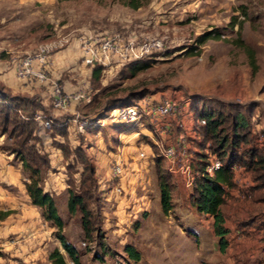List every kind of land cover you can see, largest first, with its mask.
Returning a JSON list of instances; mask_svg holds the SVG:
<instances>
[{"label": "rangeland", "instance_id": "374dc122", "mask_svg": "<svg viewBox=\"0 0 264 264\" xmlns=\"http://www.w3.org/2000/svg\"><path fill=\"white\" fill-rule=\"evenodd\" d=\"M210 30H216L220 38L199 44L197 38ZM113 34L137 43L157 38L162 47L139 59L149 60L151 65L135 76L129 75V62L111 63L101 66L99 81L93 83L90 67L83 64L81 41ZM50 42L56 45L47 53L48 79L87 96L66 110L52 107L49 83L24 81L16 75L21 59ZM1 70L10 75L6 83L0 79L9 95L31 98L41 107L11 108L10 124L3 123L0 111V212H8V220H0V264H51L48 255L54 249L73 264L56 237L57 229L43 218L41 208L31 204L25 189L29 171L12 153L28 128L30 136L21 150L39 166V185L52 196L63 222L60 233L76 248L80 264H233L232 258L234 264H250L253 254L245 253L243 242L255 240L264 247L263 179L254 181L252 171L244 170L247 151L256 150L264 158V0H146L136 10L118 0H0ZM142 97L190 100L197 114L201 106L220 109L223 115L234 112L225 104L243 107L249 140L240 143L233 163L235 195L227 194L221 209L240 242L231 238L225 251L216 249L212 223L202 213L185 209L191 188L181 185L177 189L171 179L174 204L172 211L164 214L154 160L149 163L146 156L143 168H121L117 176L111 166L95 168L96 188L87 201L94 214V231L90 240L84 237L80 214L67 209L68 190L79 191L83 170L73 151L80 147L95 165L94 156L100 154L97 140L101 144L109 139L112 149L121 150L125 143L116 137L119 130L109 123V111ZM36 113L50 120L49 128L33 119ZM187 115L192 117L185 114L183 123ZM19 121L30 124L21 135L19 128L13 127ZM224 126L229 136L228 120ZM126 129L128 133L138 131ZM200 133L190 144L194 171L203 160L199 158L204 151L199 148ZM129 144L160 157V147L146 134L140 133ZM203 146L212 154L210 143ZM41 158H48L49 165H42ZM223 159L226 161L227 154ZM120 177L124 185L116 189ZM130 193L133 196L128 198ZM182 208L180 217L176 216ZM136 221L138 228L134 227ZM127 245L139 251L138 262L124 251ZM256 262L259 260L252 264Z\"/></svg>", "mask_w": 264, "mask_h": 264}, {"label": "trees", "instance_id": "16d2710c", "mask_svg": "<svg viewBox=\"0 0 264 264\" xmlns=\"http://www.w3.org/2000/svg\"><path fill=\"white\" fill-rule=\"evenodd\" d=\"M123 6L130 9L136 10L140 8L146 0H118ZM219 33H216V30L206 31L201 36L197 38L199 44L204 43L208 39H219ZM252 62V61H251ZM151 65L149 60H136L129 62L127 64L129 75L131 77L135 76L138 72H141ZM101 66H92L90 67V81L97 82L99 81L100 75L102 73ZM6 91V92H5ZM9 88L0 84V111L3 113V123L10 124L11 117L10 111L12 109L18 110L23 107H31L33 109L40 108V103H35L31 98H20L18 96H11L7 92ZM6 101L10 103L7 104ZM220 105V104H219ZM225 107L233 109V114L228 112L223 115L222 110H216L211 107L201 106V110L196 113L194 106H191V111L195 119L206 121L205 125L198 126L196 128V137L198 136L199 131L201 130V139L199 143V148L202 151H205L206 143H210L209 149L212 154L200 152L199 158H202L200 167L198 171H203L205 165L209 162V157L215 155L217 158L225 161L224 155L227 154V159L219 170H217L213 176L202 175L194 179L191 185L190 193V205L199 213L207 214L213 219V231L215 236L218 237V247L220 251H224L227 241L225 236L228 233V228H226L224 215L221 212V206L226 201V196L228 190L233 188V171L231 166L236 161V154L239 148L240 143L247 142L250 135V127L247 118L244 116L241 109L243 107L236 106L234 104H225ZM12 108V109H11ZM248 111V109H247ZM1 113V112H0ZM228 120L230 135L225 134L224 123ZM29 122H16L13 124L14 128H19V135L25 132V129L29 126ZM130 125L119 124L116 126V129L119 132L127 130L126 128ZM132 128V127H131ZM30 128L26 134L22 135L21 140L19 141V146L12 148V153L16 154L17 157L21 160L23 168L29 171V182L25 184V189L27 195L31 201L32 205H35L42 209L43 218L52 223V226L57 229L56 237L60 241L64 252L69 257L70 261L73 264H80L78 253L76 248L66 241L64 236L60 233V230L63 227V222L59 217L54 200L52 196L43 190L38 182V174L40 173L39 166L34 164L33 161L26 159L24 152L21 150V147L24 146L25 142L30 136ZM5 129L3 128V131ZM197 139V138H196ZM194 141V140H193ZM210 141V142H209ZM29 153V152H28ZM74 157L77 160V163L82 165V176H81V186L78 192L68 190V200H67V209L71 214L79 213L81 228L86 239L92 238V232L94 231L93 217L94 214L88 206V199H91V191H94L96 188V180L94 177L95 174V165L91 160V157L88 156L80 147L76 148L73 151ZM247 168L244 170H251L253 173L254 181H260V185L264 183V158L261 154L255 151H247ZM42 162V165H49L48 158L39 159ZM206 160V161H205ZM163 161V160H162ZM161 159L158 155L154 156V165L157 174V187L159 193V203L160 209L164 214H168L173 209L172 202V183L170 182L171 174L161 170L160 166ZM254 166V168H250ZM259 185V186H260ZM256 187V186H255ZM258 187V186H257ZM8 212H0V220ZM140 223L136 221L134 227L138 228ZM124 251L127 255L132 258L133 261L138 262L140 260V253L132 245H127L124 248ZM48 259L51 264H68L62 253L58 249H54L49 255Z\"/></svg>", "mask_w": 264, "mask_h": 264}, {"label": "built area", "instance_id": "2783aa9c", "mask_svg": "<svg viewBox=\"0 0 264 264\" xmlns=\"http://www.w3.org/2000/svg\"><path fill=\"white\" fill-rule=\"evenodd\" d=\"M54 42L41 44L33 55L21 59L16 65V75L19 79L29 82L49 83L51 105L55 110H66L71 104L86 100L84 92H66L56 80H49L47 76V53L55 47ZM162 41L151 39L137 43L133 39L112 36H90L81 41L83 64L89 67H105L111 63H126L142 59L153 51L160 50ZM191 112L190 100L164 99L154 100L142 97L130 104L112 108L107 119L110 123L139 125L146 123L154 144L160 147V157L165 163L168 173L178 175L185 187H191L195 178L202 175L213 176L223 167L225 161L215 155L209 157V162L203 171H194L191 142L196 139V128L206 124L204 119L193 117L192 127L187 130L182 118ZM192 114V112H191ZM193 115V114H192ZM43 128L50 127V120L42 113H36L33 118ZM163 142L165 144L163 145ZM113 175L121 171L120 162H113ZM235 170V166H231ZM233 178V182H234ZM238 182V181H235Z\"/></svg>", "mask_w": 264, "mask_h": 264}, {"label": "crops", "instance_id": "0c3cea01", "mask_svg": "<svg viewBox=\"0 0 264 264\" xmlns=\"http://www.w3.org/2000/svg\"><path fill=\"white\" fill-rule=\"evenodd\" d=\"M3 76H4V78H2ZM9 76L10 75L8 73H6V72H3L2 73V70L0 71V79H4L5 83H6L7 79H9ZM1 81H3V80H1ZM63 88H64V90L66 92H73V90H74V89L70 88V86L67 85V84H65V83H64ZM187 117L188 118H186V120L184 122V126L185 127H188V128H191L192 127V124H193V118H192L193 115H192V117L191 116L189 117V115H187ZM111 124H114V123H111ZM144 124L145 123L139 124V125H130V126H128V127L136 128V129H138V131L129 132V133L126 132V131H121V132H117L116 133V137L119 136L120 143L121 142L122 143H125L124 144L125 146H123V148L121 150L120 149H117V150L116 149H112L113 148V145L110 144L109 139L107 141L102 140L103 142L101 144H99L100 140H97L96 146L98 147V150H100V154H99V156H94V158H95V168H103L104 166H105L104 168H106V166H107V168H109L110 166H112L113 162H118V161L120 162L122 168H143V166H141V164H142V160H144L143 158L145 156H146L145 158H148L149 159V161H150L149 163H151L154 160V153L151 150H148L149 151L148 152V151H146L144 149L143 150H140V147H138V145H131V144L126 145L128 142H131V141L133 143L135 141V139H137V137H138V135L140 133L146 134L149 137H151L150 131H149L148 127H147V124H146V126ZM117 125H119V124H114V127L117 126ZM123 132H125L127 134L125 137L123 136ZM102 151H103V153H102ZM2 165H3L2 162H0V168H2ZM171 181L173 182V184L176 186L177 189L180 188L181 185H184L183 182H182V179L178 175H175V176L171 175ZM123 185H124V182L122 180V177H120L117 180V182H116L115 188L116 189L117 188L119 189V186H123ZM139 194L140 193L136 194V196H138V198L140 199L141 198V195H139ZM228 194L235 195V191L233 190V188L230 189V190H228ZM127 196L129 198V197H132L133 194L130 193ZM115 200L116 201L118 200L120 204L123 202V199L120 201L119 199H116L115 198ZM227 200L228 199H226L225 203L227 202ZM222 206H221V209H222ZM185 209L189 210L190 212H194V210H195L190 204L187 207H185ZM185 209L182 208L180 211L178 210L179 211L178 212V215L177 214H175V215L178 216V217H180L179 216V213L182 210L184 211ZM221 212H222V210H221ZM202 217L207 218L210 223H213V219H212L211 216H209L207 214H203ZM5 218H4L5 220L3 219L4 221L8 220V215H6ZM116 224L118 225V222H116ZM224 225L226 226V228H228V233L225 236L226 241H227V245H226V247L224 249V251H225L226 248L228 247V241H229V239L232 238V239H234V242H236V241L238 242L239 241L238 240L239 237L236 236L237 233H235V234L232 233L231 228L229 227V225H228L227 222H225ZM210 231H211V234H212L213 243L215 244V242H218V237L215 236V234H214L213 225H212V228H211ZM242 248H244L243 250L245 251V253L247 255H249L250 253L253 254V256H249V258H250V264H252L255 259H258L259 260V262L258 263L256 262V264H259V263L260 264H264V247L258 245L255 240H253V241L249 240L248 242H243ZM216 249H219V247L217 246ZM235 249L238 252H241L240 247L235 246ZM13 255H15V254H13ZM19 255H21V254L19 253ZM13 257H15V256H13ZM252 257H255V258H252ZM21 258H23V257H21ZM252 259H254V260H252ZM232 260H233V264H234V261H235L234 258H232ZM246 261L247 260H245V262Z\"/></svg>", "mask_w": 264, "mask_h": 264}]
</instances>
